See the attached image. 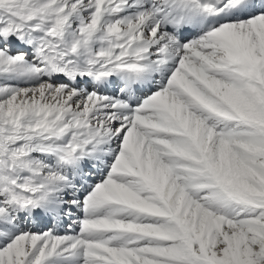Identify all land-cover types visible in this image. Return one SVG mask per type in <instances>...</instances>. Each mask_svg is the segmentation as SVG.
<instances>
[{
  "label": "snow or ice",
  "instance_id": "1",
  "mask_svg": "<svg viewBox=\"0 0 264 264\" xmlns=\"http://www.w3.org/2000/svg\"><path fill=\"white\" fill-rule=\"evenodd\" d=\"M0 264H264V0H0Z\"/></svg>",
  "mask_w": 264,
  "mask_h": 264
},
{
  "label": "bare ground",
  "instance_id": "2",
  "mask_svg": "<svg viewBox=\"0 0 264 264\" xmlns=\"http://www.w3.org/2000/svg\"><path fill=\"white\" fill-rule=\"evenodd\" d=\"M39 227H44V225L43 224H41V225H38Z\"/></svg>",
  "mask_w": 264,
  "mask_h": 264
}]
</instances>
